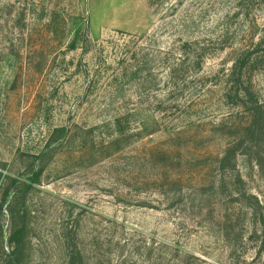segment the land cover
Returning <instances> with one entry per match:
<instances>
[{"label": "rangeland", "instance_id": "374dc122", "mask_svg": "<svg viewBox=\"0 0 264 264\" xmlns=\"http://www.w3.org/2000/svg\"><path fill=\"white\" fill-rule=\"evenodd\" d=\"M245 55L264 103V0H0V264H264Z\"/></svg>", "mask_w": 264, "mask_h": 264}, {"label": "trees", "instance_id": "16d2710c", "mask_svg": "<svg viewBox=\"0 0 264 264\" xmlns=\"http://www.w3.org/2000/svg\"><path fill=\"white\" fill-rule=\"evenodd\" d=\"M251 57L245 55L240 60L235 61L233 65V71H232V82L236 80L238 83H243V73L245 67L248 66V64L251 62ZM253 64H257L258 61L254 62V59H252ZM241 84H233V86L236 88V94L238 97L241 98L242 102L244 103V106L246 108V111L251 116V122L248 125L249 131H252L254 134H262L263 133V123H264V103H262L257 96L252 92L250 89L249 84L246 87H241ZM236 86H238L240 89H238ZM232 153V150H227L224 158L222 159V163L225 164V162L228 160L229 155ZM10 190L7 188L3 198L0 202V215L3 211V208L7 205V207H11L12 202L18 198L17 194L14 192L13 198L11 202L8 204ZM23 233H24V227H21L17 229L15 232L11 233L9 240L11 244H14L16 249H18L21 245L22 239H23ZM158 251L159 254H157V264H194L192 262H186L183 260H180L182 258L181 250L179 245H176L174 243H169L167 241H163L162 243H158ZM185 252V250H183ZM167 256V258H165ZM13 261L10 259V264H17L19 262V255L16 250L13 251ZM195 257H191L190 259H193ZM196 259V258H195ZM16 260L18 262H16ZM218 264V263H217Z\"/></svg>", "mask_w": 264, "mask_h": 264}]
</instances>
